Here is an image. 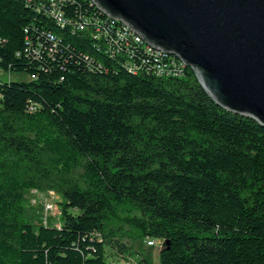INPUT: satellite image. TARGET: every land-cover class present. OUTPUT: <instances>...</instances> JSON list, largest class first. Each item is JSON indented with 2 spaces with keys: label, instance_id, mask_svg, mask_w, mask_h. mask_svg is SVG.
Here are the masks:
<instances>
[{
  "label": "trees",
  "instance_id": "16d2710c",
  "mask_svg": "<svg viewBox=\"0 0 264 264\" xmlns=\"http://www.w3.org/2000/svg\"><path fill=\"white\" fill-rule=\"evenodd\" d=\"M72 21L91 0H57ZM49 0H0V264H264V126L218 106L193 68L112 55ZM56 191L61 224L32 191ZM30 194V196H29ZM125 236L131 243L123 242ZM146 244V242H145Z\"/></svg>",
  "mask_w": 264,
  "mask_h": 264
},
{
  "label": "water",
  "instance_id": "95a60500",
  "mask_svg": "<svg viewBox=\"0 0 264 264\" xmlns=\"http://www.w3.org/2000/svg\"><path fill=\"white\" fill-rule=\"evenodd\" d=\"M193 68L222 108L264 126V0H93Z\"/></svg>",
  "mask_w": 264,
  "mask_h": 264
},
{
  "label": "built area",
  "instance_id": "2783aa9c",
  "mask_svg": "<svg viewBox=\"0 0 264 264\" xmlns=\"http://www.w3.org/2000/svg\"><path fill=\"white\" fill-rule=\"evenodd\" d=\"M50 1V14L56 18V20L62 26L71 25L77 31H83L91 36L97 44L98 48H103L105 52H110L112 55L122 53V50L135 45L142 49L146 54L154 57L156 64L154 66L155 73L160 77H175L182 76L185 74L188 68L186 62L174 54L167 53L159 48H155L148 44L136 31L129 28L127 24L121 19H115L109 17L103 12L93 0L92 3L96 5L105 18L101 16H87L83 21H72L66 16L65 11L60 6V1ZM49 194H56L55 191H47ZM43 193L38 190H33L32 194ZM31 202H35L36 198H33ZM55 205L47 203L46 210H52ZM61 212V211H60ZM46 223V222H45ZM164 244L161 239H148L147 245L152 247L160 248ZM127 264H136L133 262L126 261Z\"/></svg>",
  "mask_w": 264,
  "mask_h": 264
},
{
  "label": "rangeland",
  "instance_id": "374dc122",
  "mask_svg": "<svg viewBox=\"0 0 264 264\" xmlns=\"http://www.w3.org/2000/svg\"><path fill=\"white\" fill-rule=\"evenodd\" d=\"M0 80H29V76L27 74H5L0 72ZM33 198H36V201L32 203V206L38 208L39 211V208H42L44 222L51 221L54 225L59 226L61 224V209L58 203L61 200L60 194L56 192V194L52 195L45 191L43 193L34 194ZM47 203H52L55 205L52 210H46ZM123 242L129 245L131 240L129 237L125 236ZM140 245L141 242L139 241L135 243L134 250H132V252H122L118 247L116 248L113 246H108L107 253L109 254L108 260L110 264H127L126 261L128 260L129 262H133V260L137 257L136 250L139 249ZM143 247L144 250L142 252L149 254L154 263L158 264L159 248L155 246H148L147 239L143 240Z\"/></svg>",
  "mask_w": 264,
  "mask_h": 264
}]
</instances>
